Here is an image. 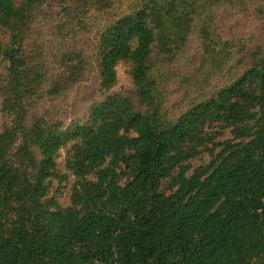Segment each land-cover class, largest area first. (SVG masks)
Masks as SVG:
<instances>
[{
	"label": "trees",
	"instance_id": "1",
	"mask_svg": "<svg viewBox=\"0 0 264 264\" xmlns=\"http://www.w3.org/2000/svg\"><path fill=\"white\" fill-rule=\"evenodd\" d=\"M258 28L264 0H0V264H264Z\"/></svg>",
	"mask_w": 264,
	"mask_h": 264
},
{
	"label": "rangeland",
	"instance_id": "2",
	"mask_svg": "<svg viewBox=\"0 0 264 264\" xmlns=\"http://www.w3.org/2000/svg\"><path fill=\"white\" fill-rule=\"evenodd\" d=\"M222 14H224V11H221ZM241 24H244V21H241ZM264 29L263 28H258L256 30V32H263ZM132 87V82L130 81V79L127 77V74L125 73V70L122 67H119L118 69V76H117V80L116 83L114 85V89L115 90H127L130 89Z\"/></svg>",
	"mask_w": 264,
	"mask_h": 264
}]
</instances>
